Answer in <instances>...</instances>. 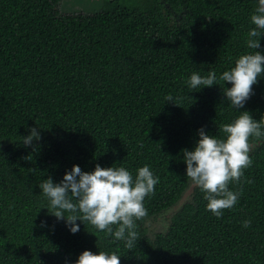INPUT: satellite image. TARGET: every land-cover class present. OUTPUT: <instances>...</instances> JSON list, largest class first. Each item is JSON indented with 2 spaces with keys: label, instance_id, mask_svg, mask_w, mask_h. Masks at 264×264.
Listing matches in <instances>:
<instances>
[{
  "label": "trees",
  "instance_id": "1",
  "mask_svg": "<svg viewBox=\"0 0 264 264\" xmlns=\"http://www.w3.org/2000/svg\"><path fill=\"white\" fill-rule=\"evenodd\" d=\"M59 2L0 0V264H264V0Z\"/></svg>",
  "mask_w": 264,
  "mask_h": 264
},
{
  "label": "rangeland",
  "instance_id": "2",
  "mask_svg": "<svg viewBox=\"0 0 264 264\" xmlns=\"http://www.w3.org/2000/svg\"><path fill=\"white\" fill-rule=\"evenodd\" d=\"M103 0H60L59 2V10L62 13H94L101 9ZM253 144H249L242 149V153L248 152L252 148ZM192 190V185L185 191L181 200L175 205L171 210L158 215L155 219H152L150 223V227L154 230L157 228H162L165 222L168 219V216L171 211L177 208L184 200L189 197V194Z\"/></svg>",
  "mask_w": 264,
  "mask_h": 264
}]
</instances>
